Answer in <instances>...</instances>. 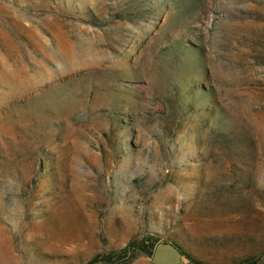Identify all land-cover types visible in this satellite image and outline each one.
I'll return each instance as SVG.
<instances>
[{
  "label": "rangeland",
  "instance_id": "1",
  "mask_svg": "<svg viewBox=\"0 0 264 264\" xmlns=\"http://www.w3.org/2000/svg\"><path fill=\"white\" fill-rule=\"evenodd\" d=\"M147 233L264 249V0H0V264Z\"/></svg>",
  "mask_w": 264,
  "mask_h": 264
},
{
  "label": "trees",
  "instance_id": "2",
  "mask_svg": "<svg viewBox=\"0 0 264 264\" xmlns=\"http://www.w3.org/2000/svg\"><path fill=\"white\" fill-rule=\"evenodd\" d=\"M159 241L151 233L142 234L137 237H131L123 247L108 251L105 253H96L83 263L74 264H128L137 252H143L150 255L156 242ZM178 247L181 255L185 253L182 246L172 242ZM197 261L190 259V264H196ZM204 264V263H202ZM234 264H264V249L240 257Z\"/></svg>",
  "mask_w": 264,
  "mask_h": 264
},
{
  "label": "water",
  "instance_id": "3",
  "mask_svg": "<svg viewBox=\"0 0 264 264\" xmlns=\"http://www.w3.org/2000/svg\"><path fill=\"white\" fill-rule=\"evenodd\" d=\"M149 258L153 264H181L180 250L168 240L157 241Z\"/></svg>",
  "mask_w": 264,
  "mask_h": 264
}]
</instances>
